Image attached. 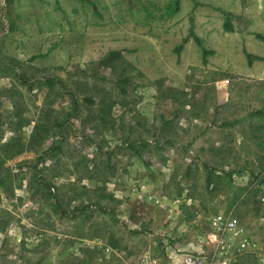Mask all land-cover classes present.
<instances>
[{"label": "rangeland", "instance_id": "1", "mask_svg": "<svg viewBox=\"0 0 264 264\" xmlns=\"http://www.w3.org/2000/svg\"><path fill=\"white\" fill-rule=\"evenodd\" d=\"M263 60L264 0H0V264H264Z\"/></svg>", "mask_w": 264, "mask_h": 264}, {"label": "built area", "instance_id": "2", "mask_svg": "<svg viewBox=\"0 0 264 264\" xmlns=\"http://www.w3.org/2000/svg\"><path fill=\"white\" fill-rule=\"evenodd\" d=\"M213 227L218 231L220 229H224V232H227L228 230L230 232H233V235H237L238 233L236 230V225L234 221H226L223 220L222 216H218L215 219H213L212 223ZM224 234V233H223ZM219 235V237L217 236ZM211 238V237H210ZM222 239V234H214L212 236V240L218 244V247L221 248L220 253H223L225 251V244ZM144 264H158L156 262L150 261L148 258H145ZM183 264H208L206 261L205 256L197 253H188L183 260Z\"/></svg>", "mask_w": 264, "mask_h": 264}, {"label": "trees", "instance_id": "3", "mask_svg": "<svg viewBox=\"0 0 264 264\" xmlns=\"http://www.w3.org/2000/svg\"><path fill=\"white\" fill-rule=\"evenodd\" d=\"M195 39H197V40H200V38L198 37V36H195ZM114 57V56H113ZM116 57V56H115ZM256 59H258V56H254ZM111 243H113V242H111ZM114 247H116V244H114Z\"/></svg>", "mask_w": 264, "mask_h": 264}, {"label": "crops", "instance_id": "4", "mask_svg": "<svg viewBox=\"0 0 264 264\" xmlns=\"http://www.w3.org/2000/svg\"><path fill=\"white\" fill-rule=\"evenodd\" d=\"M264 61V60H263Z\"/></svg>", "mask_w": 264, "mask_h": 264}]
</instances>
